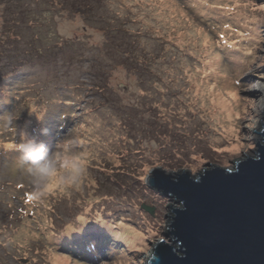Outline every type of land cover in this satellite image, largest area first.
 <instances>
[{
    "label": "rangeland",
    "instance_id": "1",
    "mask_svg": "<svg viewBox=\"0 0 264 264\" xmlns=\"http://www.w3.org/2000/svg\"><path fill=\"white\" fill-rule=\"evenodd\" d=\"M263 82L264 0H0V264H147L151 170L256 156ZM66 138L83 175L35 196L18 144Z\"/></svg>",
    "mask_w": 264,
    "mask_h": 264
},
{
    "label": "water",
    "instance_id": "2",
    "mask_svg": "<svg viewBox=\"0 0 264 264\" xmlns=\"http://www.w3.org/2000/svg\"><path fill=\"white\" fill-rule=\"evenodd\" d=\"M264 113V112H263ZM256 156L196 174L151 170L147 183L179 203L147 264H264V123ZM149 213L152 205L143 204Z\"/></svg>",
    "mask_w": 264,
    "mask_h": 264
},
{
    "label": "clouds",
    "instance_id": "3",
    "mask_svg": "<svg viewBox=\"0 0 264 264\" xmlns=\"http://www.w3.org/2000/svg\"><path fill=\"white\" fill-rule=\"evenodd\" d=\"M76 147L75 138L58 141L54 151L35 139H23L18 144V164L35 196L39 197L54 182L74 185L79 181L85 168Z\"/></svg>",
    "mask_w": 264,
    "mask_h": 264
},
{
    "label": "trees",
    "instance_id": "4",
    "mask_svg": "<svg viewBox=\"0 0 264 264\" xmlns=\"http://www.w3.org/2000/svg\"><path fill=\"white\" fill-rule=\"evenodd\" d=\"M25 58H27V56L25 55ZM178 160V159H177ZM117 234H118V231L116 232ZM102 239V236H100L99 237V240H101ZM97 242V240H86L85 241V246L87 247V246H90V245H92L93 243H96ZM106 250H107V248H106ZM71 253H75V255H77V253L76 252H74V251H71ZM79 255V254H78ZM93 256V255H92ZM85 257V256H84ZM86 258V257H85Z\"/></svg>",
    "mask_w": 264,
    "mask_h": 264
},
{
    "label": "bare ground",
    "instance_id": "5",
    "mask_svg": "<svg viewBox=\"0 0 264 264\" xmlns=\"http://www.w3.org/2000/svg\"><path fill=\"white\" fill-rule=\"evenodd\" d=\"M260 88H261V95L264 98V82H263V85Z\"/></svg>",
    "mask_w": 264,
    "mask_h": 264
}]
</instances>
